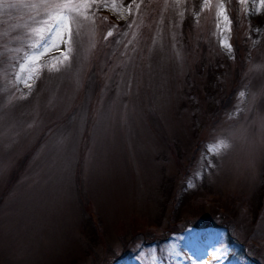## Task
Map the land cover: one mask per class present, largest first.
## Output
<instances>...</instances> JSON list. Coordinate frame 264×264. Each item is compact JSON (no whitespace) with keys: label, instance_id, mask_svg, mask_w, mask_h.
Listing matches in <instances>:
<instances>
[{"label":"rangeland","instance_id":"rangeland-1","mask_svg":"<svg viewBox=\"0 0 264 264\" xmlns=\"http://www.w3.org/2000/svg\"><path fill=\"white\" fill-rule=\"evenodd\" d=\"M229 1L88 0L70 39L61 43L62 28L44 45L45 0H0V264H247L199 220L127 253L114 229L131 213L154 218L166 179L176 196L264 184V2L237 0L234 26ZM87 203L108 250L82 236ZM259 214L264 240V206Z\"/></svg>","mask_w":264,"mask_h":264},{"label":"trees","instance_id":"trees-1","mask_svg":"<svg viewBox=\"0 0 264 264\" xmlns=\"http://www.w3.org/2000/svg\"><path fill=\"white\" fill-rule=\"evenodd\" d=\"M138 0H124L125 3H133ZM147 1V0H140ZM193 9H198L200 2L202 0H194ZM229 5L231 6V11H229L231 22L236 26L238 19L237 10L238 2L237 0H230ZM196 12V11H195ZM103 18L108 20V23L118 24L111 20L107 13L102 12ZM193 13H186L183 18V31L188 30L192 23H194ZM127 19L124 20L119 25L125 28L127 25ZM251 26L253 23L251 22ZM235 49L237 50L235 57L239 62L237 63V68L239 73L242 69L243 60L239 57L240 44L236 43ZM219 61H213L210 63V67H215L218 65ZM201 70V68H198ZM239 73L234 78L235 83L230 88L229 93L224 95L222 99V104L219 105V109L230 104L231 98L236 88V84L239 83ZM210 75V74H209ZM213 76V75H212ZM211 76V77H212ZM208 79V85L210 86L212 82ZM37 83L35 82V85ZM207 85V86H208ZM163 140L169 146L173 160L175 164L179 166V169L184 168L181 164L180 156L176 152V147L168 139L166 134L162 133ZM24 165V163H23ZM23 165L13 172V176L8 183V189L13 186L18 175H21ZM264 184L257 187L250 195L243 193H234L220 195L216 197L204 196L199 192L190 190L184 191L179 196L172 193L171 178L166 179V182L161 185L162 191L164 192L165 198L162 202V210L156 213L154 218H148L139 216L131 213L129 216V222L126 226H119L118 223L114 226L116 231L115 235L119 242L122 244V252L127 253L129 250V244L134 243L137 239H142L145 243H152L154 240L157 243L163 241L165 236L183 230L184 226L189 223H194L198 225V220L201 226L213 227L218 231H222L228 236L227 247L232 251V256H238L243 259L247 264H264V240L255 237V228L257 227V219L260 210L264 204L262 192ZM2 195V194H1ZM0 195V197H1ZM166 201L170 202L172 210L167 211ZM83 212L84 219L81 224L82 236L86 239L88 247L95 243H100L105 250L110 249L109 243L103 239V233L100 228V222L97 221L92 210L90 209V203H87L84 207ZM201 215V217H200ZM201 218V219H200ZM166 223L164 228L162 224ZM161 231V233H158ZM239 231L241 235L236 234ZM244 234L246 236H244ZM254 235V236H253ZM144 245V244H143ZM93 253V257H94ZM116 256V254H114ZM114 258V257H113ZM114 260V259H113Z\"/></svg>","mask_w":264,"mask_h":264},{"label":"snow or ice","instance_id":"snow-or-ice-1","mask_svg":"<svg viewBox=\"0 0 264 264\" xmlns=\"http://www.w3.org/2000/svg\"><path fill=\"white\" fill-rule=\"evenodd\" d=\"M262 2H264V0H262ZM92 6L93 5L89 3L88 0H59V2H57V0H45L42 7L50 9L49 15L51 16V23L47 21L40 22L47 25L46 35L42 38L43 44L48 45L52 41V37L62 28L64 29V33L60 36V40L61 43H65V36L70 39L72 35V28L70 25H75L78 30L80 26L79 17L87 19L88 17L85 9L91 8ZM108 35H111V32H109ZM226 46L228 48L231 47L230 45ZM34 75L35 72L29 75L28 79H32ZM25 83H27V81H25ZM241 95H243V93H241Z\"/></svg>","mask_w":264,"mask_h":264}]
</instances>
